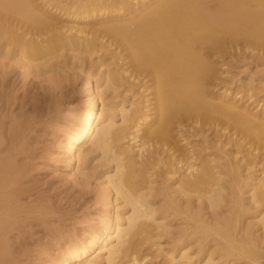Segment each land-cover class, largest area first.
<instances>
[{
	"label": "bare ground",
	"instance_id": "bare-ground-1",
	"mask_svg": "<svg viewBox=\"0 0 264 264\" xmlns=\"http://www.w3.org/2000/svg\"><path fill=\"white\" fill-rule=\"evenodd\" d=\"M72 70L63 150L107 218L51 262L264 264V0H0V264L49 210L21 204L31 80Z\"/></svg>",
	"mask_w": 264,
	"mask_h": 264
},
{
	"label": "rangeland",
	"instance_id": "rangeland-1",
	"mask_svg": "<svg viewBox=\"0 0 264 264\" xmlns=\"http://www.w3.org/2000/svg\"><path fill=\"white\" fill-rule=\"evenodd\" d=\"M236 71L237 69L232 68L229 77L237 79L236 76L239 78L243 75L239 72L237 75ZM83 77V73L80 74L77 70L74 72L72 70L66 72V75L51 77L58 85L54 82H46L42 79L43 77L31 80V94L33 96L40 95V100L32 102L30 109L25 112L30 131L26 136L27 141H24L27 149L26 155H24V167L26 168L24 172L26 176L28 175L25 184L28 186L36 181V191L39 190V193L34 194L32 191L31 196L23 198L21 204L29 205L33 209H39L36 207L37 205L40 208L41 206L47 207L49 212L45 210L48 215L44 212V215L47 216L44 217L45 223L44 220L42 221L44 224L37 221L36 224L41 223L42 226H33L28 234H23L19 238L16 236L17 234L14 235L13 238L14 240L16 238L17 243L13 240V244L17 245L15 250L18 253L14 252V260L17 261H14L13 264H54L51 261L58 252L64 251L62 249L67 248L74 241L85 240L88 236L87 232L94 231L95 228L99 229L102 217L107 218V214L100 209V204L95 202L94 193L97 189L94 188L95 185H90L95 182H92L93 179H89L92 181H89L90 184L87 185L88 180L86 179L87 182L83 181L84 177L81 176V178L80 174L77 175V162L74 160L68 165V157L63 150V141L66 138H71V130L78 124L79 115L85 108L87 109L88 101L86 100ZM94 78H92L93 84H95ZM111 96L113 97L112 102L120 103L124 100V95L117 94V92ZM111 96L107 99L106 95L102 96L101 103L100 101L98 103V112L101 110L102 102L107 103L106 101ZM19 113L20 108L16 105L13 114L19 115ZM80 147L85 148L86 146L81 144ZM82 181L87 184L85 185ZM81 182L84 185L80 186ZM38 196H42V198ZM36 197L37 202L34 206L32 203L34 204ZM113 214L112 211L111 219L114 217ZM72 239L74 240L72 241ZM92 255H96V253Z\"/></svg>",
	"mask_w": 264,
	"mask_h": 264
}]
</instances>
